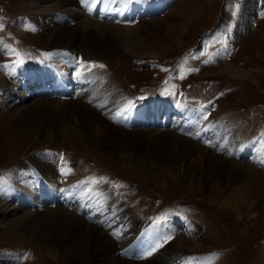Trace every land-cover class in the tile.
I'll return each instance as SVG.
<instances>
[{
    "label": "rangeland",
    "instance_id": "rangeland-1",
    "mask_svg": "<svg viewBox=\"0 0 264 264\" xmlns=\"http://www.w3.org/2000/svg\"><path fill=\"white\" fill-rule=\"evenodd\" d=\"M252 1L253 15L245 26L242 13H248L249 0H171L160 13L140 17L145 18L143 24L148 30L144 32L141 27L135 33L146 40L148 46L136 47L133 54L117 45V51L108 55L103 46L100 52L97 46V52H92L94 49L85 45L83 36H76L75 41H69V44L55 43L54 37L53 42L43 45L45 41L38 42L32 38L34 22L26 17L33 10L34 0H0V41L4 46L0 47V64L5 62L9 65L6 71L10 73L14 72L13 64L27 67L29 76L35 75L37 79L33 86L40 89L35 71L37 66L44 65L38 67L37 72H49V69L55 72V66L67 67L71 71L77 56H82L86 62L77 64L91 68L86 70L98 72L102 80L110 82L108 94L124 98L121 105L133 100L143 103L161 95L165 97V103L173 104L176 110L188 111L192 103L208 112L201 118L209 129L201 137L180 129H171V133L190 136L198 143L203 139L210 140L215 143V148L224 141L220 137L221 130H215L214 124L233 133L247 150L260 139L262 146H253L252 160L247 150L246 156L231 153L232 159L229 160H239L264 171V163H261L264 158V56L259 57L255 47L247 44L253 39L256 42L254 46L264 50V0ZM40 4L51 5L50 2ZM39 19L44 30L48 16ZM67 20L70 23L66 25L70 27L79 23H75L73 18ZM55 22L48 27L49 33L63 28L62 19ZM183 23L184 29L174 27ZM112 32H107V42L114 41ZM222 41L229 44V52L225 56H221L224 52L218 49ZM111 47L116 49L114 43ZM216 51L220 56L217 57ZM62 53L65 57H61ZM226 63L241 67L251 77L241 79L224 71ZM81 71L83 82L87 83L78 85L76 91L81 93L75 92L71 97L37 93L36 88L30 94L20 86L16 93L14 89H0V184H6L13 190V195L4 196L8 202L0 209V264H67L64 241L59 243L58 231L47 216L49 210L57 208L79 213L78 216L86 222L108 232L107 235L116 243V256L130 262L264 264L262 187L250 181L245 174H231L226 169L219 170L216 163L215 166L201 164L176 154L170 134L159 131L169 127H138L151 131L136 132L138 128H132L137 129L134 131L112 121L129 131L110 134L102 141L107 151L99 150V143L93 139L97 131L94 128L86 130L83 124L79 126L71 111H65L63 104L55 102L76 101L83 96H89L90 101L97 98L90 92L93 82L86 78L85 69ZM98 110L102 109L98 107ZM103 117L110 122L111 117ZM179 119L187 121L186 116L179 115ZM78 128L87 135L90 134L88 131L92 132L93 137H86L84 142L76 139L79 143L74 142L79 146L75 149L66 141V132L69 129L77 136ZM43 143L49 144L44 147ZM211 151L223 155L220 150L217 152L212 148ZM256 154L258 158L254 160ZM35 156L56 164L49 177L41 169L43 165L33 162L31 158ZM21 169L26 178L35 182L37 202L19 199L16 193L19 188L14 175ZM77 172L82 175L78 177ZM75 176L78 177L76 182L67 183ZM44 183L48 195L46 186L45 190L39 191ZM89 184L103 187L121 208L114 202H111L112 207L107 205L109 202L102 198L95 203L96 206L90 207L92 201H85L86 195L96 192L88 188ZM26 213L37 214L32 224L37 221L41 225L17 230L9 228V222L23 218ZM158 225H172L175 229L170 232L166 227L162 232L166 237L164 240L162 234L155 235L158 242L151 245L154 249H150L149 256L142 258L140 233ZM189 242H197V250L190 249Z\"/></svg>",
    "mask_w": 264,
    "mask_h": 264
},
{
    "label": "bare ground",
    "instance_id": "bare-ground-1",
    "mask_svg": "<svg viewBox=\"0 0 264 264\" xmlns=\"http://www.w3.org/2000/svg\"><path fill=\"white\" fill-rule=\"evenodd\" d=\"M41 2L42 3L43 2L44 3L50 2L51 5L43 6L40 4ZM117 5L120 6V4H118V3H117ZM105 6H106V4H105ZM253 6H254V1L249 0L248 6H247V9H249L248 13H245V12L242 13V18L244 19V21H242V22L245 24V26L247 25V23H245V22L247 20H249L250 15L251 16L253 15L252 14L253 13ZM32 8H33V10L31 9L29 11L30 13L27 14V16H26L28 19H30V20H32V22H34L33 34H32L33 37L32 38L37 40L38 42L39 41H45V43L43 45H46L49 42H53L54 37H55V43H60V44H63V43L67 44L68 43L69 44V41H75L74 38L76 36H77V38L79 36H83L85 45L89 49H94V50H91L92 52H97V47L99 48V52H100L101 49H103V47H104L105 48V54L110 55V54L114 53L115 51H117V45H121V46H123V48L127 52L135 54V49H137L136 47H138L139 49L140 48L142 49V47H145L148 43L146 40H142V38L137 36V34L135 33L141 27L143 28L144 32L146 30H148L147 28L144 27V24H143L144 23L143 19H145V18H140V19H138V22L136 21L134 23L132 22V23H128V24H123V23L117 24L114 22L100 21V20L92 18V16H91L92 8L89 10L90 15H86L85 12H83V10L77 6V0H60V1H58V0H34V5L32 6ZM250 9L252 10L251 13H250ZM139 11L142 12V11H145V9L142 8V9H139ZM45 16L46 17L48 16V19H46L47 22L44 25V30H42L43 26L40 23L41 19H39V18L45 17ZM66 18L67 19L68 18L76 19V21L74 20V22L76 23L78 21L79 23H77L76 25L74 24V27L67 26V25H69L70 20H67ZM60 19H62V21L64 23V25H62L63 28H59V30L57 32H52V33L50 32L49 33L48 27H52L56 23L55 21L60 20ZM141 19H142V22H141ZM42 21H43V18H42ZM136 24H137V26H136ZM183 26H184V23L179 24V25H175L174 27H176L178 29H182ZM241 28L243 29L244 27L241 26ZM40 30L42 31V33ZM94 30H95V33H94ZM108 31H113L112 33L114 35V38H113L114 41H112V42L111 41L107 42L108 38H107L106 34ZM111 43L112 44L114 43V45L116 46V49H114V47H111ZM263 43H264V41H263ZM2 44L3 43L0 41V47L4 48V46ZM72 44H73V42H72ZM247 44L255 47L256 53L259 57L264 56L263 55L264 50H262V47L260 48V47L254 46L256 44V42H254L253 39L250 40L249 42H247ZM61 47H64V46H61ZM55 48H58V47L56 46ZM66 48L67 47L63 48V50H65ZM69 49L74 50L72 47H69ZM222 50H223L222 52L226 51L225 49H222ZM260 55H262V56H260ZM62 56L65 57V54L62 53L61 57ZM85 59H87V58L85 57ZM0 65L2 66L1 67L2 69L0 68V89L6 88L10 91L12 89H14L13 91H14V93H16L17 87L20 86L19 82L25 84L24 80L28 79V75H26V73H22V71L26 72V70H24L22 68L21 70L17 71L18 70L17 67L14 68V66H13V71L15 72V75H17L15 77L13 72L12 73H10L8 71L3 72V70L5 68L3 67L2 64H0ZM56 67L59 70H62L63 72H65L68 75V77H70L71 71L67 70L70 68L63 67V66L62 67L56 66ZM7 68H9V67L7 66ZM83 69H85V74H87L86 78L88 79V81L93 82V88L90 90V92L95 93L97 98L95 97L93 100L90 101L88 98L89 96L87 95L88 97L83 96L82 98H79L82 101H78L79 100L78 99L76 101L70 100V101H66V102H63L60 100H55V102L63 104L65 111H71V113L73 114L72 116H73L74 120H76L78 122L79 126H81L82 124L85 125L86 128L85 127L84 128L86 130H90V129L94 128L93 130L97 131V134H96L97 136H94L95 137L94 138L92 135V132H90L91 130L88 131L90 134L87 135L81 131L82 128H78V129H76L77 136H75V133H73L72 131H70L68 129L66 132V138L67 139L66 138L65 139H66V141H68L71 148L76 149V147L79 146V145L75 144V142H74L76 139L79 140L80 142L81 141L84 142V141H87V140H85L86 137L88 138V136H89L91 138V136H92L93 139H95L94 142H96V144L99 143L100 147H98V149L99 150H102V149L106 150L105 146L103 145V142L107 138H109L110 134L114 135V134L120 133L122 131L124 133H128V132H126V131H129L128 129L125 130V129L119 128L117 125H120V126L125 125V123H123L122 121L125 122V117L127 116L128 109L132 108L133 105L131 103L128 104L127 107H126L127 104L121 105L120 103L124 102V98H121L120 96L118 98L110 97L108 94V91H107L108 89H111L110 82H108L107 80L104 81L105 79L102 80V76L98 72L94 73L92 71L86 70V69H91V68H85V67L83 68V67H80V64H78L77 67L72 70V71H74V74H75V76L73 77L74 80H76V81L79 80L80 82L83 83L84 77H83V74L81 71ZM224 71L230 72L234 76L239 77L241 79H247V78L251 77V75L247 71H245L241 67H235L231 63L225 64ZM20 72H21V75L18 74ZM7 74H8V77L10 74L11 78L6 77ZM22 74H25V76H23ZM22 76H23V78H21ZM14 77H15V79L12 80V78H14ZM114 96H117V95L114 94ZM50 101H53V100H50ZM118 101H120V102L118 103ZM155 103H157V104H156V106L153 105L154 107H160V101H157V102L155 101ZM117 104H120V106L117 107ZM138 106L140 107V104ZM147 106H149V103H145L146 108H147ZM98 107H99V109H102V110L99 111ZM94 108L96 110H94ZM111 109H113L112 112L110 111ZM170 112L172 113V111H170ZM144 113H145V115H144L145 120L158 119L154 115L153 111H151V110L147 111V113L143 112V114ZM110 115H112V117ZM103 116H108V117L110 116L111 117V118L109 117L111 119L110 122H108ZM115 116L116 117L118 116L119 121H120L119 124L116 123L117 120H116ZM170 119H172L174 121L173 125L171 127H169L170 129L159 130V131H166V132H162V133L170 134V136H169L170 139L173 140V142L175 143L173 148L175 149L176 154H179L184 158L193 160L194 162L201 163V164L202 163L203 164L208 163V164H212L213 166H215L214 163H216L219 166V168H218V166H216V168H218L219 170L226 169L231 174H238V175L239 174H241V175L245 174V175H247V177L250 181H252V182L254 181L260 187H262V189H263L262 191L264 192V171L263 170H259L256 167H253V166L248 165L246 163L240 162L239 160L238 161L229 160V159H232V157L230 158L231 153H232V155L240 154L241 156L242 155L245 156L244 153L246 150L245 146H242L239 144V142L237 141L238 139H236V137H235V135H233V133H231L229 130H227L221 126L217 128L218 125L214 124L215 130H217V129L221 130L220 131L221 132L220 137L224 141L222 145H220V146L218 145L215 148V143L211 142L210 140H202L201 142L198 143V141L191 139L190 136H184L183 137V136H181L180 133H179L180 135H178L176 133L175 134L171 133V131H170L171 129H175V130L179 129L176 127V126H179V124H177L178 122H176L173 119V116ZM170 119H168V120H170ZM113 120H115V123L117 125H115L112 122ZM121 127H124V126H121ZM181 127H185L186 129H189L190 133L197 132L198 134H203V132H200V130H198V123H197L196 119L194 120L193 118H190L189 121L184 122ZM129 129L134 130V131L137 130V129H132V128H129ZM192 129H194V130H192ZM202 130H204V128ZM134 131H131V132H134ZM144 131H151V129L149 130V128L148 129L138 128V130L136 132H144ZM60 133H62V132L60 131ZM159 133H161V132H159ZM62 136H64V135H62ZM220 137L218 139H221ZM89 140H91V139H89ZM49 143H47V144L43 143L44 147H47V145ZM216 144H218V143H216ZM207 147H208V149H207ZM212 148H214V150H216L217 152L220 150L223 153V155L213 153V151H211ZM55 149H57V148H55ZM59 149L61 150V140L59 142ZM253 149L254 148H252V151H253ZM104 150H103V152H104ZM69 152H71V149H69ZM78 153L83 155L81 152H78ZM257 154L253 157L254 160H257V158H258ZM85 155H87V154H85ZM31 159L32 160L34 159L33 162H39L41 165H43V167L41 169L44 171V173L46 175H48V177L56 167L55 166L56 164L54 165V162L49 160V159H45V158H42L39 156H35ZM261 163H264L263 159H262ZM23 171L24 170L21 169L20 171L16 172L14 175L16 185L19 188V191H17L16 193H17L19 199H22L25 201L27 198L28 200H30L29 202H31L32 199H33V202H37L38 194H36L37 190L35 187V182H32L31 179L26 178L24 176V173H22ZM79 171L82 172V169H80ZM74 172H76V171H74ZM76 175L78 177H80L82 175V173L77 172ZM77 176H75V179H72V177L71 178L69 177L70 180L68 179L67 183L76 182L77 181L76 179H78ZM53 178L55 179V177H53ZM52 183L54 184L55 182L52 181ZM41 185L42 186L40 187L39 191L41 189H44L46 186V190H47L46 195H48L49 191L47 189V185L45 183L41 184ZM65 185H66V183H65ZM89 185H91V186H89L88 188H92L91 190L96 192V193L92 192V193L86 195L87 196V197L85 196L86 198L84 197L85 201L86 200L92 201V202H90V207L94 206L96 202H100L101 198H102L105 201L109 202L107 205H110L112 207L111 202H114L117 206H120V208H121V205L119 204V202L117 200H115L113 197H111V195H109L103 187L97 186V184H89ZM52 186H54V185H52ZM11 190L12 189L9 186H7L6 184H0V194H2L0 196V201H4V203L2 202L3 204H0V209H2L4 207V205H6L8 202V200H5L6 198L4 196L7 194L13 195V192H12L13 190L12 191ZM81 192H83V191H81ZM97 192H99V193H97ZM42 195L46 196L45 193H43V191H42ZM2 197H4V199ZM46 198H49V197H46ZM90 198H92V199H90ZM73 203H75V201ZM226 205L227 204H225V206ZM225 206H223V207H225ZM96 209L97 208H95V210ZM36 215L37 214L26 213V216H23V218L15 219V221L9 222L8 223L9 228L17 230L19 228L33 227V225L34 226L41 225L37 221L35 222V224H32V222L34 221L33 218ZM78 215H79V213L78 214L72 213L69 211H65L61 208H57L55 210H49L47 213V216H50L51 223H53L55 225V229L58 231V234H57L59 236L58 240L61 239V241L59 243L61 244V242L64 241L63 246L65 248L64 250H66L65 260H67V262H66L67 264H139V263L130 262V261H127V260H124L122 258L117 257L116 254H117L118 249L116 247V243L107 235L108 232L106 233L105 231L100 229L98 226H96L90 222L89 223L86 222L85 219L79 217ZM101 216H104V215L101 214ZM144 225H146V224H144ZM166 227L168 230H170V232L173 229H175V226H172V225H167ZM166 227L159 226V225L156 227H149V228L142 230V232L140 231L141 232L140 234H142V235L146 234L145 237H148V236L154 235V234L155 235H158V234L161 235L162 232H165ZM104 229H106V228H104ZM124 236H125V234H124ZM162 238H163V240L166 238L165 234H162ZM65 240H66V242H65ZM124 243H125V241H124ZM117 244H120V243L118 242ZM197 247H198L197 242H189V248L190 249L195 251V250H197ZM169 248H171V247H169ZM150 249L152 250V249H154V247H151V246L147 247L144 250L146 252L143 255L144 256L143 258H147L149 256ZM110 255H112V256H110ZM160 255L163 258H166L163 254L160 253ZM154 257H156V255ZM160 264H163V263H160Z\"/></svg>",
    "mask_w": 264,
    "mask_h": 264
}]
</instances>
